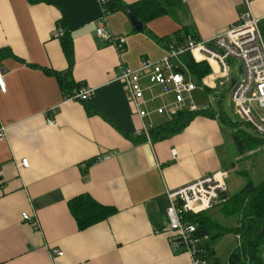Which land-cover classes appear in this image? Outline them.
I'll return each mask as SVG.
<instances>
[{
  "label": "crops",
  "instance_id": "1",
  "mask_svg": "<svg viewBox=\"0 0 264 264\" xmlns=\"http://www.w3.org/2000/svg\"><path fill=\"white\" fill-rule=\"evenodd\" d=\"M140 1L119 0L124 7ZM178 1V21L162 16L139 33L126 13L111 14V34L125 39L118 53L96 37L97 0H0V264H191L185 253L172 249L164 231L166 192L218 172L228 179L243 158L228 150L225 122L232 120L220 106L223 87L229 84L231 92L236 80H220L214 64L193 61L210 70L190 94L196 107L191 112L206 115L195 116L168 139L148 142L137 135L143 122L115 80V68L121 63L135 70L143 59L165 56V47L147 32L164 38L186 27L180 32L185 39L211 40L236 23L246 7L239 0ZM250 10L264 23V0H252ZM61 20L72 41L67 78L93 90L84 103L64 100L55 75L68 70L60 40L53 38ZM174 66L191 80L182 62ZM140 85L141 109L149 113L145 124L168 123L156 110L172 104L173 96L145 80ZM198 88L213 96L216 110L196 103ZM21 160L28 168H17ZM83 195L115 213L79 231L68 202ZM23 214L34 217L36 225L23 221Z\"/></svg>",
  "mask_w": 264,
  "mask_h": 264
},
{
  "label": "built area",
  "instance_id": "2",
  "mask_svg": "<svg viewBox=\"0 0 264 264\" xmlns=\"http://www.w3.org/2000/svg\"><path fill=\"white\" fill-rule=\"evenodd\" d=\"M246 12L238 21L227 30L211 40L200 41L193 36H187L181 44H169L165 48L166 54L158 61L143 59L139 68L133 70L121 63L115 68V80L122 84L126 91L129 104L135 115L143 122L142 128L137 132L150 142L149 131L153 129L151 122L145 124L149 113L142 110L144 105L141 81L145 80L151 86H159L162 95H172L173 103L156 110L157 114H165L169 120L182 110L194 111L193 100L190 94L196 89V85L182 74L174 66V62H181L184 54H189L194 62H207L217 68L216 75L220 80L234 81L229 60L239 62L238 78L231 89L230 102L234 113L240 120L249 125L255 132L256 138L262 141L264 149V38L260 30V20L255 18L250 10L252 0H239ZM100 17L93 22L96 37L112 46L116 52L121 53L125 46L122 36L111 34L107 19L109 17L105 9V0H97ZM62 30L57 29L53 38L62 36ZM239 70L241 73H239ZM0 90L4 91L2 71L0 69ZM93 90L81 86L73 90L64 100L85 102L92 96ZM54 124L52 119L47 120L48 127ZM4 138V129L0 128V140ZM177 154L173 150L171 156ZM18 169L28 168L27 160H21L17 164ZM227 174L218 172L204 176L180 189L166 192L168 207L166 209L167 227L164 231L170 233V245L174 251L185 253L191 264H209L206 250L202 246L203 239L199 238L196 226L188 220V216H197L212 210L221 200V195L226 193L225 180ZM22 220L36 225L34 217L22 215ZM55 256H62V252L53 251ZM264 256V252H263ZM264 264V260H263Z\"/></svg>",
  "mask_w": 264,
  "mask_h": 264
},
{
  "label": "trees",
  "instance_id": "3",
  "mask_svg": "<svg viewBox=\"0 0 264 264\" xmlns=\"http://www.w3.org/2000/svg\"><path fill=\"white\" fill-rule=\"evenodd\" d=\"M27 1L29 3H37L42 0ZM105 1V9L109 16L116 11H123L144 25L162 16H168L178 21L177 11L180 8L178 0H142L125 7L120 4L119 0ZM58 26L57 29L63 32L62 36L58 39L60 40L62 53L68 63V70L64 74L56 73L55 75L64 97L82 85L73 84L67 78L73 64L72 41L65 22L61 20ZM186 29V27H183L171 36L164 38H156L149 32L147 34L155 42L161 43L166 48L169 44L178 45L183 43L185 35L182 36L180 32H186ZM180 60L196 86L210 73L205 63L195 64L189 54H184ZM206 113V111L191 112L188 110L177 112L168 123L150 130L149 138L152 142L168 139L180 133L195 116L199 114L206 115ZM207 115L210 116L209 114ZM225 123L228 126L230 140L234 144L239 156L244 157L246 154L262 146V141L258 138L248 136L241 131L233 133L232 131L239 124L233 123L232 121H226ZM218 205H220V215L224 218L235 219V226L223 228L213 220L207 218L204 215L205 213L197 216H188V220L197 228L196 235L201 239L207 237V240L203 241L202 246L206 250L209 264H219L211 242H215L227 234H231L239 239V244L232 248L227 256V264H263L260 257V249L262 247L264 248V232L259 240H257V237L262 227H264V180L256 185L247 182L240 191L232 196L227 195L225 201L220 202ZM68 209L79 231L86 230L105 221L115 213L114 209L98 204L87 195L71 199L68 202Z\"/></svg>",
  "mask_w": 264,
  "mask_h": 264
},
{
  "label": "rangeland",
  "instance_id": "4",
  "mask_svg": "<svg viewBox=\"0 0 264 264\" xmlns=\"http://www.w3.org/2000/svg\"><path fill=\"white\" fill-rule=\"evenodd\" d=\"M261 33L263 34L264 38V23L262 22L260 25ZM229 65L232 70V74L236 81H239L238 78V66L239 62L235 60H229ZM223 93V101L221 103V108L227 114V116L232 120L233 123H237V125L233 133L235 132H243L251 137H256L255 132L251 129V127L245 123H243L240 118L234 113L232 107L229 106L230 100V85L225 84L222 90ZM201 97L199 100H196V103L204 104L205 107L211 105L213 110H216V104L212 102V95H209L203 89L198 88L197 91L194 93V97L198 98ZM201 101V102H197ZM226 129V128H225ZM227 130V129H226ZM228 131V130H227ZM228 150L230 154L236 155L237 150L232 143V141H228L227 143ZM264 180V149L260 146L258 149L246 154L240 162H237V166L235 170L229 172L228 179L225 180L226 184V194L228 196H232L240 191L243 186L247 182H251L253 184H258ZM220 205L214 207L212 210L204 212L203 214L207 216V218L213 220L216 224L223 228H230L236 225V220L232 218H224L219 213ZM238 237H234L231 234L224 235L220 237L215 242H211L213 245V250L215 252V257L218 260L219 264H227V256L232 248L236 247L239 244ZM264 248L260 249V257L262 261L264 260L263 256Z\"/></svg>",
  "mask_w": 264,
  "mask_h": 264
},
{
  "label": "water",
  "instance_id": "5",
  "mask_svg": "<svg viewBox=\"0 0 264 264\" xmlns=\"http://www.w3.org/2000/svg\"><path fill=\"white\" fill-rule=\"evenodd\" d=\"M127 16L129 18V21H130L133 29L135 30V32H137V33L141 32L143 30V28H144V24L142 22L137 21L136 19H134L130 14H127ZM176 72L182 74V71H180V70H177ZM239 73H241L240 70H239ZM226 198H227V194L226 193H223L221 195V200L222 201H225ZM263 232H264V227H262V229L260 231V234L257 237V240H259L261 238Z\"/></svg>",
  "mask_w": 264,
  "mask_h": 264
}]
</instances>
